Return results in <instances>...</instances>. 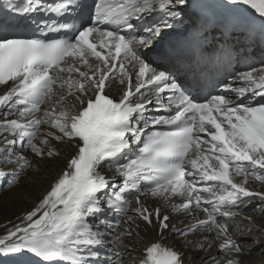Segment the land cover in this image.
Segmentation results:
<instances>
[{
    "label": "snow or ice",
    "instance_id": "6c2138e0",
    "mask_svg": "<svg viewBox=\"0 0 264 264\" xmlns=\"http://www.w3.org/2000/svg\"><path fill=\"white\" fill-rule=\"evenodd\" d=\"M0 92V264H264V0H0Z\"/></svg>",
    "mask_w": 264,
    "mask_h": 264
},
{
    "label": "bare ground",
    "instance_id": "6f19581e",
    "mask_svg": "<svg viewBox=\"0 0 264 264\" xmlns=\"http://www.w3.org/2000/svg\"><path fill=\"white\" fill-rule=\"evenodd\" d=\"M68 149H65V153ZM66 161L61 158L56 162H49L35 182H29L23 190L16 193H8L0 199V235L5 234V228H11L20 223L23 216L33 210L39 203L42 196L49 190V185L65 167ZM139 255V252L134 253Z\"/></svg>",
    "mask_w": 264,
    "mask_h": 264
}]
</instances>
